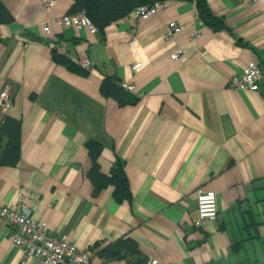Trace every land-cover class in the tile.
I'll return each instance as SVG.
<instances>
[{"label": "crops", "instance_id": "0c3cea01", "mask_svg": "<svg viewBox=\"0 0 264 264\" xmlns=\"http://www.w3.org/2000/svg\"><path fill=\"white\" fill-rule=\"evenodd\" d=\"M47 1L5 0L14 21L0 25V92L13 95L6 116L21 121V157L0 164V206L24 193L38 204L33 216L90 251L92 264H128L100 255L125 237L151 258L144 264H264V94L229 88L252 61L264 71V0H206L211 20L198 0H166L102 33L62 27L74 0ZM172 21L186 29L167 41ZM59 45L66 54L55 56ZM178 50L185 60L172 58ZM106 78L134 90L105 95ZM91 141L102 145L104 174L125 162L131 202L111 184L94 193ZM199 187L215 190L219 206L201 227ZM0 264H43L24 258L2 218Z\"/></svg>", "mask_w": 264, "mask_h": 264}, {"label": "built area", "instance_id": "2783aa9c", "mask_svg": "<svg viewBox=\"0 0 264 264\" xmlns=\"http://www.w3.org/2000/svg\"><path fill=\"white\" fill-rule=\"evenodd\" d=\"M259 2L261 0H251ZM56 0H48L46 7L51 8L55 5ZM168 3L166 0L158 1L154 4H143L135 8L130 15H134L138 19L149 18L158 12L166 9ZM62 27H89L96 31L97 28L93 24L85 11L76 13L68 12L56 19ZM186 27L172 21L168 25V31L165 39L170 41L175 35L185 31ZM43 31L46 34L52 32L51 20H48ZM199 33L194 31L190 33L189 39H197ZM57 50L61 54H66L65 48L57 46ZM174 60L183 61L185 55L182 50H178L172 55ZM80 64L85 70H90L92 62L88 56L80 59ZM142 64H135L134 70L140 68ZM121 86L129 91L134 90V85L124 82ZM229 88L244 92H261L264 94V71L257 62H250L244 69L242 74L235 75L230 79ZM13 104V95L10 90L4 89L0 92V124L6 117V112ZM198 215L199 219L196 225L201 227L205 220L215 221L219 215L218 195L213 189H205L199 187L197 189ZM38 208L37 203L29 204L28 197L22 193L18 202L14 205L0 206V218L7 221L10 238L13 244L19 247L24 258L36 257L43 264H92L93 254L90 251L80 250L75 244L68 241L64 235H56L48 230V223L43 219L33 216Z\"/></svg>", "mask_w": 264, "mask_h": 264}, {"label": "trees", "instance_id": "16d2710c", "mask_svg": "<svg viewBox=\"0 0 264 264\" xmlns=\"http://www.w3.org/2000/svg\"><path fill=\"white\" fill-rule=\"evenodd\" d=\"M162 0H74L70 12L76 13L85 11L99 32H104L109 24L130 15V13L143 4H154ZM198 15L204 20H211L213 15L206 0H198ZM14 16L5 4L0 0V25L11 23ZM61 54L55 51V56ZM121 82L114 78H106L102 85V92L105 95H112L119 98L126 89ZM4 138L8 139L7 145L3 148ZM92 158V168L89 177L94 184V193L98 194L108 184L114 187V197L118 202L133 199L130 182L126 173L125 162L118 161L109 174L101 171L99 156L102 145L99 142L91 141L88 144ZM21 157V121L6 116L0 124V164L17 165ZM100 255L108 259H127L128 264H144V255L141 253L138 242L125 237L116 241L113 245L100 250Z\"/></svg>", "mask_w": 264, "mask_h": 264}, {"label": "water", "instance_id": "95a60500", "mask_svg": "<svg viewBox=\"0 0 264 264\" xmlns=\"http://www.w3.org/2000/svg\"><path fill=\"white\" fill-rule=\"evenodd\" d=\"M145 262H151V258L149 256L144 257Z\"/></svg>", "mask_w": 264, "mask_h": 264}]
</instances>
